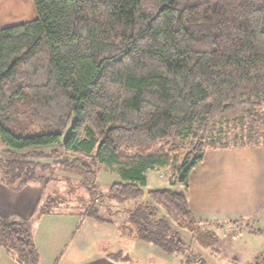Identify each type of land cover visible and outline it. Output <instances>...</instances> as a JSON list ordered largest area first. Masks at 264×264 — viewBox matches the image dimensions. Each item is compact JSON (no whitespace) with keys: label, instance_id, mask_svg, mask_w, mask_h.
Listing matches in <instances>:
<instances>
[{"label":"trees","instance_id":"trees-1","mask_svg":"<svg viewBox=\"0 0 264 264\" xmlns=\"http://www.w3.org/2000/svg\"><path fill=\"white\" fill-rule=\"evenodd\" d=\"M33 5L35 20L0 25V183L61 182L36 217L71 194L81 219L182 254V232L202 226L186 198L193 169L207 151L264 138V0ZM165 169L180 192L147 189L148 173ZM103 171L117 179L106 191ZM0 244L21 264L39 261L26 222L0 221Z\"/></svg>","mask_w":264,"mask_h":264},{"label":"crops","instance_id":"crops-1","mask_svg":"<svg viewBox=\"0 0 264 264\" xmlns=\"http://www.w3.org/2000/svg\"><path fill=\"white\" fill-rule=\"evenodd\" d=\"M35 19L33 0H0L2 28ZM47 188L30 182L17 192L0 183V221L29 224L37 264H185L117 225L81 219L67 204L36 217ZM186 198L193 219L214 231L218 246L229 248L222 253L225 264H264V143L207 151L189 175ZM0 264L21 263L0 244Z\"/></svg>","mask_w":264,"mask_h":264},{"label":"rangeland","instance_id":"rangeland-1","mask_svg":"<svg viewBox=\"0 0 264 264\" xmlns=\"http://www.w3.org/2000/svg\"><path fill=\"white\" fill-rule=\"evenodd\" d=\"M260 141L263 143L264 138L260 139ZM5 147L0 143V153L2 150H4ZM47 176H50V173H46ZM58 175V174H55ZM110 172H101V174L98 177L99 186L101 191H106L108 188V185H110L114 180H117L114 175H112ZM172 173H170V169L165 170H159V171H150L147 175L149 186L152 189H171L176 192H180L182 188L175 184L173 186L169 185V179L171 178ZM63 191L65 190V185L61 182H55L49 184L46 194L51 195L52 191ZM80 193L81 190H78ZM66 198V200L70 201V207L71 210L78 212L79 211V204L77 201L72 200L71 194L70 197L66 194H61ZM47 197V196H46ZM100 214L102 216H106L105 211L103 208H100ZM107 217V216H106ZM120 218V219H119ZM110 219L116 220L117 222H120L123 219V216H117L111 217ZM87 221V220H86ZM209 226H200L198 227L199 231L198 233H195L194 235L188 234L187 232H182L181 239L185 243V247L188 248L186 251L182 252V254H175L172 255L171 260L175 263H177V259H182L188 257L190 259L194 258L197 260H202L203 264H225L227 257L223 254L230 252L229 248L227 250L223 249L222 246H218L217 243L210 241V237L214 236V231L209 229ZM208 234V235H207ZM236 234V233H232ZM209 241V242H208ZM152 247V245H151ZM154 247V246H153ZM154 249V248H153ZM156 251H159L161 255H164L160 250H158L155 247ZM223 253V254H222ZM191 264H199L196 262H192Z\"/></svg>","mask_w":264,"mask_h":264}]
</instances>
